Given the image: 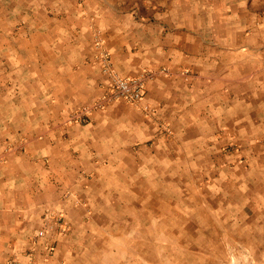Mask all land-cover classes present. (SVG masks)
<instances>
[{
	"label": "crops",
	"instance_id": "obj_1",
	"mask_svg": "<svg viewBox=\"0 0 264 264\" xmlns=\"http://www.w3.org/2000/svg\"><path fill=\"white\" fill-rule=\"evenodd\" d=\"M255 24L248 0H0V248L53 241L47 264H78L100 202L156 205L155 169L174 152L199 143L264 158ZM100 50L123 77L167 71L146 81L150 113L122 100L94 108L110 84ZM81 107L89 121H69ZM56 213L70 231L32 243Z\"/></svg>",
	"mask_w": 264,
	"mask_h": 264
},
{
	"label": "rangeland",
	"instance_id": "obj_2",
	"mask_svg": "<svg viewBox=\"0 0 264 264\" xmlns=\"http://www.w3.org/2000/svg\"><path fill=\"white\" fill-rule=\"evenodd\" d=\"M248 10L255 17L251 28L264 33V0H248ZM187 148L174 152L172 166L155 169V190L161 198L156 204L161 210H153V201L149 206L134 199L100 202L92 217L97 230L80 251H73L81 257L78 264H106L115 262L116 256H124V264H264L262 153L225 150L218 154L206 146L202 151L199 143ZM231 155L236 162H227ZM138 189L150 191L152 185L141 184ZM242 222L247 223L249 241L238 236ZM119 225L125 230L116 231ZM135 242L150 246L153 256L139 254ZM39 244L41 251L0 248V264H47L55 247L48 252Z\"/></svg>",
	"mask_w": 264,
	"mask_h": 264
},
{
	"label": "built area",
	"instance_id": "obj_3",
	"mask_svg": "<svg viewBox=\"0 0 264 264\" xmlns=\"http://www.w3.org/2000/svg\"><path fill=\"white\" fill-rule=\"evenodd\" d=\"M101 41L96 40L95 46L101 48ZM101 72L107 75L110 80L109 87L105 89L102 95L96 101L94 108H103L108 102L114 100H122L126 103L142 109L145 113H150L152 110L143 104L145 97V84L149 78L157 74H167V71H159L158 73L144 71L134 77H123L114 71L110 58L104 50H100L97 58ZM92 109L81 107L76 108L69 113L68 119L74 123L85 124L89 121V113ZM69 229V224L65 221L61 213L49 215L44 224L34 234V241H39L44 238H54L58 235H64ZM54 242H47L46 249L48 252L54 250Z\"/></svg>",
	"mask_w": 264,
	"mask_h": 264
},
{
	"label": "bare ground",
	"instance_id": "obj_4",
	"mask_svg": "<svg viewBox=\"0 0 264 264\" xmlns=\"http://www.w3.org/2000/svg\"><path fill=\"white\" fill-rule=\"evenodd\" d=\"M204 197V196H203ZM235 199V198H234ZM237 199V198H236ZM158 200H161V198H159V199H157L156 201H158ZM155 201V202H156ZM166 201H168V200H166ZM173 201V200H172ZM161 202V201H160ZM183 202V201H182ZM182 205V204H181ZM235 205H237V204H235ZM156 206H158L157 204H156ZM244 206V205H243ZM165 207V206H164ZM170 207V206H169ZM152 208V207H151ZM155 208H157V210L159 211V210H161L162 208H160L159 206L158 207H155ZM153 209L154 211H157L156 209ZM213 208V207H212ZM171 209V208H170ZM172 212L174 211V210H171ZM240 212V211H239ZM240 214V213H239ZM198 215V214H197ZM248 217V216H247ZM193 218V217H192ZM197 218V217H196ZM207 218H209V217H207ZM179 219V218H178ZM212 219V218H211ZM208 220V219H207ZM243 221V220H242ZM179 222V221H178ZM243 223H245V222H242V224L239 226L240 227V230L241 231H243L242 233H239L238 234V236L239 237H241L242 236V238H244L246 241H249L250 240V233L248 232V230H245L246 228V224H243ZM192 224V223H191ZM202 224V223H201ZM211 225V224H210ZM252 225V224H251ZM248 227V226H247ZM150 235V234H149ZM142 236V235H141ZM252 236H253V233H252ZM257 236H259V234H257ZM143 237V236H142ZM169 237V236H168ZM178 238V237H177ZM138 239V238H137ZM136 239V240H137ZM171 240V239H170ZM142 241V240H141ZM140 241V242H141ZM176 242H178V241H176ZM144 245V244H143ZM143 245H140V244H138L137 242H135L134 243V247H136V249L138 250V252H139V254H141L143 257L145 256V257H147V258H149V257H152L153 255L152 254H150V246H146V247H144ZM157 259V258H156ZM153 261V260H152Z\"/></svg>",
	"mask_w": 264,
	"mask_h": 264
}]
</instances>
